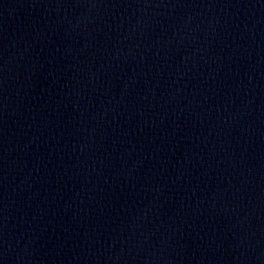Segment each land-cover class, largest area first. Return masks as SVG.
Instances as JSON below:
<instances>
[{
	"label": "water",
	"instance_id": "obj_1",
	"mask_svg": "<svg viewBox=\"0 0 264 264\" xmlns=\"http://www.w3.org/2000/svg\"><path fill=\"white\" fill-rule=\"evenodd\" d=\"M0 264H264V0H0Z\"/></svg>",
	"mask_w": 264,
	"mask_h": 264
}]
</instances>
